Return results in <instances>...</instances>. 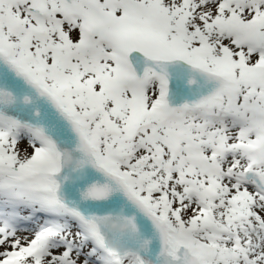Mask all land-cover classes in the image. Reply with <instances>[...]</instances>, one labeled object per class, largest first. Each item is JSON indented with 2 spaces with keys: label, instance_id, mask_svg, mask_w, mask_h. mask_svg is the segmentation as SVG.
Instances as JSON below:
<instances>
[{
  "label": "snow or ice",
  "instance_id": "obj_1",
  "mask_svg": "<svg viewBox=\"0 0 264 264\" xmlns=\"http://www.w3.org/2000/svg\"><path fill=\"white\" fill-rule=\"evenodd\" d=\"M0 264H264V0H0Z\"/></svg>",
  "mask_w": 264,
  "mask_h": 264
}]
</instances>
